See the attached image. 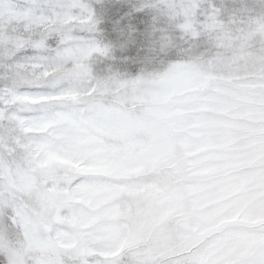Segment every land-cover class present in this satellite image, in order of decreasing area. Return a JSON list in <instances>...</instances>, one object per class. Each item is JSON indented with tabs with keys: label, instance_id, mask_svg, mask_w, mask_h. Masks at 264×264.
Returning <instances> with one entry per match:
<instances>
[{
	"label": "snow or ice",
	"instance_id": "1",
	"mask_svg": "<svg viewBox=\"0 0 264 264\" xmlns=\"http://www.w3.org/2000/svg\"><path fill=\"white\" fill-rule=\"evenodd\" d=\"M0 264H264V0H0Z\"/></svg>",
	"mask_w": 264,
	"mask_h": 264
}]
</instances>
